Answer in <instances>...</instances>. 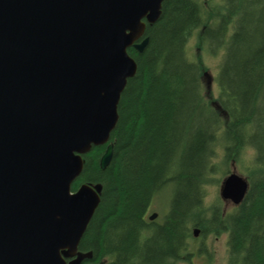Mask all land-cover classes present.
Here are the masks:
<instances>
[{
  "label": "trees",
  "instance_id": "16d2710c",
  "mask_svg": "<svg viewBox=\"0 0 264 264\" xmlns=\"http://www.w3.org/2000/svg\"><path fill=\"white\" fill-rule=\"evenodd\" d=\"M197 33L213 55L224 51L215 100L188 54ZM146 37L142 53L128 50L138 69L118 106L112 161L101 169L107 145L94 147L72 187L102 185L79 250L88 263L195 264L189 246L198 227L203 238L228 234V264H264V0H165ZM247 150L255 156L242 203L230 212L208 206L216 158L227 165ZM168 190L166 216L151 221Z\"/></svg>",
  "mask_w": 264,
  "mask_h": 264
},
{
  "label": "water",
  "instance_id": "95a60500",
  "mask_svg": "<svg viewBox=\"0 0 264 264\" xmlns=\"http://www.w3.org/2000/svg\"><path fill=\"white\" fill-rule=\"evenodd\" d=\"M164 1L0 0V264H99L79 246L102 185L72 187L94 147L112 161L128 50L148 46ZM249 186L231 172L220 196L238 206Z\"/></svg>",
  "mask_w": 264,
  "mask_h": 264
},
{
  "label": "rangeland",
  "instance_id": "374dc122",
  "mask_svg": "<svg viewBox=\"0 0 264 264\" xmlns=\"http://www.w3.org/2000/svg\"><path fill=\"white\" fill-rule=\"evenodd\" d=\"M213 3H221L222 0H211ZM200 34L193 35L188 43V54L190 59L199 62L203 68L204 73H208V77L204 78V85L206 86V95L209 99L215 100L219 96V89L216 78L219 74V69L224 58V51L221 50L217 55H213L207 48V45H202ZM255 152L253 150H247L244 155L240 156L237 162H231L225 165L222 155L216 158V178L218 181H212L207 186V205L212 207L213 205L220 206L225 212H230L235 205L230 201H224L220 196V189L224 179L230 174V172H237L242 176H246L248 166L252 164ZM224 169V170H223ZM222 172H229L227 175ZM170 190L158 195L153 202L148 216L156 214L155 221L162 222L169 210ZM219 201V202H218ZM198 228V227H196ZM203 244L205 252L199 253L200 246ZM189 250L197 255H193L192 260L195 264H228V234L224 233L220 236H207L203 238L200 234L194 240H191Z\"/></svg>",
  "mask_w": 264,
  "mask_h": 264
}]
</instances>
